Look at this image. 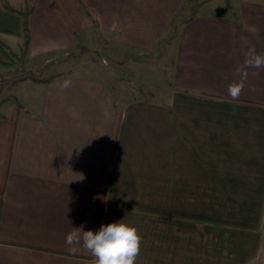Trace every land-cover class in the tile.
<instances>
[{
	"label": "crops",
	"instance_id": "1",
	"mask_svg": "<svg viewBox=\"0 0 264 264\" xmlns=\"http://www.w3.org/2000/svg\"><path fill=\"white\" fill-rule=\"evenodd\" d=\"M199 1L0 0V69L90 36L171 55L152 94L117 98L77 72L13 83L0 108V264H91L65 235L121 219L143 238L136 264H264V67L246 69L238 100L227 92L248 50L264 54V0L227 1V15L214 0L194 13Z\"/></svg>",
	"mask_w": 264,
	"mask_h": 264
},
{
	"label": "rangeland",
	"instance_id": "2",
	"mask_svg": "<svg viewBox=\"0 0 264 264\" xmlns=\"http://www.w3.org/2000/svg\"><path fill=\"white\" fill-rule=\"evenodd\" d=\"M214 1L211 6L214 9L212 12L219 15L229 14L226 8L227 1L232 5L236 3L235 0ZM79 44L74 51L47 59L32 61L22 53L16 66L1 68L0 108L12 99L10 95L13 93L15 80L27 75L42 78L53 73L69 74L71 71L70 74L77 72L98 76L106 81L117 98L123 91L143 94L160 92L165 87L163 81L166 80L168 83V64L171 62V55L161 50L153 54L133 53L116 47L103 36L85 37ZM150 80L155 83L152 84Z\"/></svg>",
	"mask_w": 264,
	"mask_h": 264
},
{
	"label": "clouds",
	"instance_id": "3",
	"mask_svg": "<svg viewBox=\"0 0 264 264\" xmlns=\"http://www.w3.org/2000/svg\"><path fill=\"white\" fill-rule=\"evenodd\" d=\"M264 67V54L251 47L245 55L243 65L237 66L234 74L239 76L227 87L228 96L236 101L245 87L247 68ZM67 86V84H65ZM142 236L139 230L121 220L102 224L97 231H85L84 225L72 227L65 235V244L70 253L82 247L92 257L91 264H136L140 255ZM79 246V247H78Z\"/></svg>",
	"mask_w": 264,
	"mask_h": 264
},
{
	"label": "trees",
	"instance_id": "4",
	"mask_svg": "<svg viewBox=\"0 0 264 264\" xmlns=\"http://www.w3.org/2000/svg\"><path fill=\"white\" fill-rule=\"evenodd\" d=\"M206 1H209V0H200L199 3H197L194 7V13L198 11V9L200 8V6H202V4L206 3ZM28 15L25 14V21H24V29L26 30L25 34H26V37H27V40H29V34H28ZM71 71H69L68 73H70ZM64 74H59V73H53V74H50V75H47L45 77H36V76H33V75H27V76H24V77H20L19 79L15 80V81H23V80H27V79H32L33 81H37V82H41V83H47L49 81H52L54 80L55 78H58L60 76H63Z\"/></svg>",
	"mask_w": 264,
	"mask_h": 264
}]
</instances>
